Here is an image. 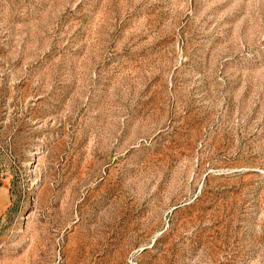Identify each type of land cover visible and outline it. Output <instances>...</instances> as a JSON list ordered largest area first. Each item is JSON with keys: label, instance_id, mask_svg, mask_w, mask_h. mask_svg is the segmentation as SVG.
<instances>
[{"label": "rangeland", "instance_id": "rangeland-1", "mask_svg": "<svg viewBox=\"0 0 264 264\" xmlns=\"http://www.w3.org/2000/svg\"><path fill=\"white\" fill-rule=\"evenodd\" d=\"M0 264H264V0H0Z\"/></svg>", "mask_w": 264, "mask_h": 264}, {"label": "crops", "instance_id": "crops-1", "mask_svg": "<svg viewBox=\"0 0 264 264\" xmlns=\"http://www.w3.org/2000/svg\"><path fill=\"white\" fill-rule=\"evenodd\" d=\"M9 203L8 186L0 178V215L6 210Z\"/></svg>", "mask_w": 264, "mask_h": 264}]
</instances>
